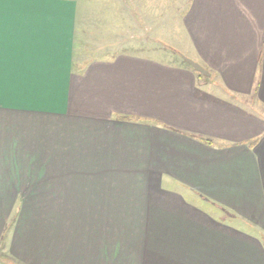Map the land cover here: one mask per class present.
<instances>
[{
	"label": "crops",
	"instance_id": "crops-1",
	"mask_svg": "<svg viewBox=\"0 0 264 264\" xmlns=\"http://www.w3.org/2000/svg\"><path fill=\"white\" fill-rule=\"evenodd\" d=\"M171 2L208 77L0 0V264H264V0Z\"/></svg>",
	"mask_w": 264,
	"mask_h": 264
},
{
	"label": "rangeland",
	"instance_id": "rangeland-1",
	"mask_svg": "<svg viewBox=\"0 0 264 264\" xmlns=\"http://www.w3.org/2000/svg\"><path fill=\"white\" fill-rule=\"evenodd\" d=\"M66 1L77 7L73 42L76 62L83 64L117 53L171 65L184 61L183 57L189 59L187 53L179 51L188 41L178 33L182 12L171 0ZM202 81L203 86L211 84ZM2 241L0 252L5 245ZM3 260L9 264L7 258Z\"/></svg>",
	"mask_w": 264,
	"mask_h": 264
},
{
	"label": "water",
	"instance_id": "water-1",
	"mask_svg": "<svg viewBox=\"0 0 264 264\" xmlns=\"http://www.w3.org/2000/svg\"><path fill=\"white\" fill-rule=\"evenodd\" d=\"M183 60L196 72H198L199 74L205 76V77H208L209 76V73L203 68L201 67L200 65H198L197 63H195L194 61L190 60V59H187V58H184L183 57Z\"/></svg>",
	"mask_w": 264,
	"mask_h": 264
},
{
	"label": "trees",
	"instance_id": "trees-1",
	"mask_svg": "<svg viewBox=\"0 0 264 264\" xmlns=\"http://www.w3.org/2000/svg\"><path fill=\"white\" fill-rule=\"evenodd\" d=\"M204 142H206L207 144L209 143V141H207V140H204Z\"/></svg>",
	"mask_w": 264,
	"mask_h": 264
}]
</instances>
